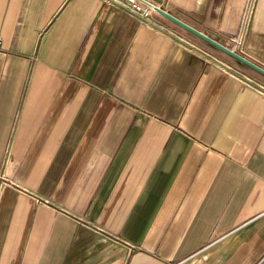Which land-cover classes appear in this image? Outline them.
I'll return each instance as SVG.
<instances>
[{
    "label": "crops",
    "instance_id": "crops-1",
    "mask_svg": "<svg viewBox=\"0 0 264 264\" xmlns=\"http://www.w3.org/2000/svg\"><path fill=\"white\" fill-rule=\"evenodd\" d=\"M151 1L264 69V0ZM0 264H264V75L158 11L0 0Z\"/></svg>",
    "mask_w": 264,
    "mask_h": 264
},
{
    "label": "built area",
    "instance_id": "built-area-1",
    "mask_svg": "<svg viewBox=\"0 0 264 264\" xmlns=\"http://www.w3.org/2000/svg\"><path fill=\"white\" fill-rule=\"evenodd\" d=\"M116 3L131 10L134 14L142 18H149L153 12L162 9V6L151 0H114ZM257 0H247L244 14V24H247L251 19ZM246 22V23H245Z\"/></svg>",
    "mask_w": 264,
    "mask_h": 264
},
{
    "label": "water",
    "instance_id": "water-1",
    "mask_svg": "<svg viewBox=\"0 0 264 264\" xmlns=\"http://www.w3.org/2000/svg\"><path fill=\"white\" fill-rule=\"evenodd\" d=\"M158 12H160L161 14H163L164 16H166L167 18H169L170 20L174 21L175 23L179 24L180 26H182L183 28L189 30L190 32L194 33L195 35H197L198 37L202 38L203 40L207 41L208 43L212 44L213 46L217 47L218 49L222 50L223 52L229 54L230 56L234 57L235 59L239 60L240 62L244 63L245 65L249 66L250 68L256 70L257 72L261 73L262 75H264V69L261 68L260 66L252 63L251 61H249L248 59H246L245 57L241 56L240 54L236 53L234 50L212 40L211 38H209L208 36L202 34L201 32H199L198 30L190 27L189 25L185 24L184 22L178 20L177 18L173 17L172 15L166 13L163 9H159Z\"/></svg>",
    "mask_w": 264,
    "mask_h": 264
}]
</instances>
